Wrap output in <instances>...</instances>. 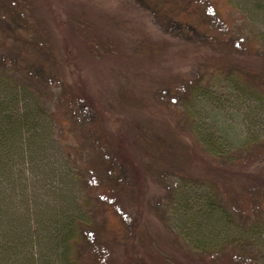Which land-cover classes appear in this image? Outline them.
Instances as JSON below:
<instances>
[{"label": "rangeland", "instance_id": "374dc122", "mask_svg": "<svg viewBox=\"0 0 264 264\" xmlns=\"http://www.w3.org/2000/svg\"><path fill=\"white\" fill-rule=\"evenodd\" d=\"M200 1L0 0V104L24 115L20 139L0 124V264L61 261L74 206L78 264H264V237L191 241L207 195L264 227V0H227L224 46L185 17Z\"/></svg>", "mask_w": 264, "mask_h": 264}, {"label": "trees", "instance_id": "16d2710c", "mask_svg": "<svg viewBox=\"0 0 264 264\" xmlns=\"http://www.w3.org/2000/svg\"><path fill=\"white\" fill-rule=\"evenodd\" d=\"M197 2H190L186 5L187 13L185 14V17L188 19V22L192 29L196 30L201 36H205L207 41L211 43L212 45H220L224 46L227 45L230 39V25L226 18V7L228 5L227 0H201L198 4ZM206 12H210L211 15L214 16V22L216 23V27L210 28L206 23L202 22L199 19V16H205ZM213 29V30H211ZM9 84V82H7ZM9 88V85L8 87ZM10 89V88H9ZM9 91V90H8ZM205 90H198V92L202 93ZM203 94V93H202ZM10 100L9 102L2 105L1 112L4 113L5 116H3L1 119V126L9 127V132L12 136H14L15 139H20L23 131L22 124L20 122V118H22L24 115H22L18 111L17 105L19 104V101L16 100L15 95L9 94ZM14 99V100H13ZM13 100V101H12ZM12 112V113H11ZM6 113H9L8 115ZM30 113H32L34 116L37 115V113L33 110ZM29 114V113H28ZM40 117V115H39ZM26 129L28 132H30L34 127V124L27 120ZM42 133L44 134V128L42 129ZM6 135L5 139L8 141L11 135ZM42 134V136H43ZM45 135V134H44ZM41 136V137H42ZM12 138V137H11ZM213 138L211 136H206L205 141L208 143V139ZM39 140V138L34 137V142ZM212 140L209 141L210 144H212ZM216 144V143H214ZM14 146V145H13ZM12 148V146H11ZM25 160V158L23 157ZM3 163V162H2ZM4 167V163H3ZM11 168V167H10ZM9 173V171H8ZM83 171L79 172V175L81 176ZM88 173V170L86 171ZM122 188L128 189V187L121 184ZM0 188H2V185L0 184ZM118 190H120L118 188ZM264 190L258 191L259 194L263 193ZM209 198H207V207H206V213L202 216H194L190 218L189 212H187L188 218L187 220H190L191 223V229L193 230V244L198 247H204L209 250H214L217 248L221 243H226L230 241L231 239L234 240H244L247 238H252L255 241H257V237H264V227L255 228L251 231L247 232V235L245 233H241L238 231L236 233L234 224H232V221L230 219L231 214L225 208L221 209L216 207L213 204L212 199L215 197H212L211 195H207ZM189 197L188 195H185L183 198ZM191 207H195L196 204V198L193 195L190 197L187 202ZM195 203V204H194ZM262 205V203H258V206ZM109 209L113 213L115 221H114V227L119 232L120 236H124V229L126 228V225L124 223V219L119 214L120 212L115 210L110 204ZM235 206V205H234ZM250 207V206H249ZM237 210H239L240 206H236ZM119 218V219H118ZM78 223H83V216L81 213L78 212L77 206H74L70 208L65 214L63 219L61 220V223L59 224L58 231L55 232V236L52 239V249L54 252L61 258V261H57L55 264H66L67 262H70L71 264H78L77 259L73 256V252L71 251V242L75 239L74 238V230ZM187 231V227L185 228ZM217 230H220L221 234H217ZM235 232V233H234ZM64 242L61 240L65 238ZM259 247L264 252V245L258 244ZM5 259H7L5 257ZM263 259H264V253H263Z\"/></svg>", "mask_w": 264, "mask_h": 264}]
</instances>
